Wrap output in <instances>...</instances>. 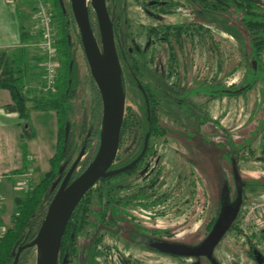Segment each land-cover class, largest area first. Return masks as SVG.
I'll return each instance as SVG.
<instances>
[{
	"label": "rangeland",
	"instance_id": "obj_1",
	"mask_svg": "<svg viewBox=\"0 0 264 264\" xmlns=\"http://www.w3.org/2000/svg\"><path fill=\"white\" fill-rule=\"evenodd\" d=\"M46 1L48 5H52V0ZM153 2H176L178 11L169 14L159 13L153 8L157 6H151ZM63 4L65 9L70 11V1L63 0ZM121 7L123 14L120 25L128 33L126 48L142 71L138 81L150 88H157L155 92L161 98L157 108L158 120L168 131L166 134L149 138L148 145L152 146L150 156L145 158L133 173L114 180L112 183L116 187L114 189L111 187L110 192L115 196L133 193L157 177L156 191L160 195L167 194L165 197L167 199L153 211L137 213L140 223L146 227L169 230L171 234L161 241L196 246L199 244L198 239L204 235L206 223L213 215L221 191L220 184L224 186L229 183L233 192L232 167L225 158H221L223 150L213 145L206 146L198 136L194 138L195 134L192 132L195 123L175 110L170 103L175 94L171 90L174 75L165 76L166 56L163 47L166 46L155 41L148 29L151 27L160 29L159 26L162 27V24L186 23L181 30H186L183 37L187 41L184 40L181 48L176 49L180 64L187 67L185 87L194 86L196 79L209 78L215 72L226 77V85L236 84L246 68L245 31L235 19L213 16L208 11L199 10L192 0H118L116 10ZM55 29L60 35L57 24ZM58 54L60 58L59 50ZM76 55L79 82L77 94L71 103L70 114L74 123L75 155L82 147L91 99L89 79L91 75L83 57L82 47L77 50ZM262 61L264 65V53ZM251 62L257 67L255 60ZM179 72L182 74L181 69ZM262 88L263 83L258 80L252 89L242 94L222 95L210 99L198 96L200 103L202 105L204 103L203 108L207 115L217 120L225 133H229L236 142L250 138L249 146L252 152L245 148L238 153L237 169L241 179L264 177V162L258 156L264 141V128L256 129V120L253 118L264 116V104L258 107ZM45 92L47 91H43ZM190 100L192 98L186 102L189 103ZM142 105L138 89L126 84L125 109L130 108L140 115ZM211 126L208 124L200 127L201 137L204 134L210 135L211 139L214 137L215 129ZM142 135L144 136L142 129L130 123L121 138L117 154L121 158L134 154L141 146ZM219 136L222 139L221 135ZM7 148L9 162L13 163L16 161V151L14 152L11 146ZM92 150L93 147L85 155L91 154ZM21 153L20 149V155ZM22 167L21 161L15 168ZM39 173L37 172V176ZM40 177L41 175L38 179L31 180V184L35 185ZM21 191L22 196L26 191L23 189ZM242 196L245 204L237 220L239 229L229 228L214 247L213 254L219 264H264V240L257 244L254 242L248 221L245 220L251 201L264 196V192L242 191ZM258 222L260 231L264 230V213ZM102 241L110 248V253L105 254L102 248L92 246L91 254L84 264H193L196 261H199V264H209L200 256L173 257L140 247L138 243L144 241L141 234L132 239L125 234L102 230ZM27 264H35L34 248Z\"/></svg>",
	"mask_w": 264,
	"mask_h": 264
},
{
	"label": "trees",
	"instance_id": "obj_2",
	"mask_svg": "<svg viewBox=\"0 0 264 264\" xmlns=\"http://www.w3.org/2000/svg\"><path fill=\"white\" fill-rule=\"evenodd\" d=\"M62 4H63V0ZM60 0H52L51 14L55 24L60 28L61 34L56 33L55 46L60 52V70L55 84V91H47L40 95H29L24 91L23 69H16L5 54H0V88H5L10 92L12 101L4 106L7 112H16L20 122V134L22 137L33 138L35 133L30 124V112L32 110L45 111L53 110L56 114L57 135L54 154L49 158V168L41 174L40 179L32 185L22 196L14 197L12 206L14 212L10 216V223L0 236V264H12L18 248L29 243L36 235L38 228L45 216L47 207L52 199L59 182L62 180L77 154H74L73 130L74 123L70 118L71 103L77 94L78 87V63L76 52L81 48V41L77 27L75 25L71 11L66 10ZM109 3L116 0H106ZM199 10L208 11L213 16L219 15L235 19L240 27L245 31L244 45L247 47L246 68L241 79L236 83L226 85V77L215 72L209 78L196 79L194 86L185 87L186 65H181L178 59L177 48H181L183 35L186 30H181L186 23L162 24V27H151L148 31L154 36L155 41L165 45V66L166 77L173 74L171 90L174 97L170 103L184 117L193 121V132L195 137L202 138L200 141L206 146L213 145L219 150H223L221 158H225L229 164L234 158L237 166L238 153L242 149L250 150V138H245L243 142H236L233 137L219 126L217 120L210 118L199 97L206 99L216 98L222 95H233L244 93L253 88L255 83L260 80L263 83L261 98L258 107L264 104V65L262 54L264 53V0H192ZM151 6L159 13L169 14L178 11V3L164 2L155 3ZM119 16L123 14V8L117 10ZM110 17L112 13L108 8ZM204 14V13H203ZM89 16L93 29L97 31V23L94 11L89 7ZM113 23V20H112ZM191 24V23H189ZM199 29V27H198ZM114 36L121 40L122 48L118 55L122 59V89L125 94V85L129 84L138 89L142 99V112L139 115L130 108L124 111V117L120 133V141L128 125L134 123L138 125L144 134L142 135L140 148L132 155L121 158L117 154L114 163L109 171L114 172L125 167L134 158L138 157L143 149L144 137L149 133V138L158 134H166L168 129L158 120L157 108L160 97L157 96L156 87L142 85L138 81L142 75L137 62L131 57L129 49L126 47L127 31L125 28L117 31L113 25ZM98 35V34H97ZM152 39V40H154ZM187 41V40H186ZM166 50V51H165ZM157 51V50H155ZM84 57V55H83ZM85 59V57H84ZM251 60L257 62L254 67ZM181 69V73L179 70ZM183 69V70H182ZM89 70V69H88ZM184 71V72H182ZM90 105L85 136L81 143L85 147V154L93 147L92 153L85 155L77 164L73 171L70 181L77 177L92 160L98 146V137L101 128L102 101L99 91L90 76ZM141 85L142 89L139 87ZM191 102H186V100ZM198 99V100H197ZM256 120V129L264 128V116L253 117ZM27 127H24V125ZM208 124L212 125L213 138L208 134L200 135V127ZM66 126L68 131L66 134ZM222 139L220 138V136ZM94 142V145H92ZM120 147V142H119ZM152 152V146L148 145L143 157L135 167L120 173H110L100 178L82 197L75 207L62 236L58 254L57 264H84L87 257L91 254L92 246L100 247L105 254L110 253V248L102 241V230L110 231L115 234H125L132 239L138 235L144 237V243L164 239L171 233L167 229L146 227L140 223L137 213L153 211L156 206L164 203L167 194L160 195L156 191L157 177L153 178L148 184L140 187L136 192L124 195H112V183L122 175H129L141 165L145 158ZM264 162V141L258 153ZM232 171V170H231ZM16 173V171L14 172ZM225 175V174H224ZM242 191L264 192V177L255 179H241ZM57 182L56 186L52 185ZM234 183V182H233ZM229 190L228 200L234 202L236 199V188L234 184L233 192L227 184ZM220 194L216 202L211 219L204 227V235L198 239V243L207 236L215 220L218 218L222 207L223 184H220ZM245 204L242 196V203L238 210L235 220L230 228L239 229L237 220L241 208ZM252 237L255 235L251 234ZM258 242L264 240V230L260 231L257 238ZM135 242V241H134ZM198 245V244H197ZM33 247L24 248L19 252L17 264H27L31 256Z\"/></svg>",
	"mask_w": 264,
	"mask_h": 264
},
{
	"label": "water",
	"instance_id": "obj_3",
	"mask_svg": "<svg viewBox=\"0 0 264 264\" xmlns=\"http://www.w3.org/2000/svg\"><path fill=\"white\" fill-rule=\"evenodd\" d=\"M69 1L83 54L102 101L98 146L89 164L77 177L70 181L73 171L85 154V147H81L68 171L59 182L36 235L29 243L18 248L12 264H17L19 252L28 247L35 249V264H57L62 236L83 195L100 178L110 173H120L131 169L143 157L148 147L149 133L145 135L143 149L134 161L114 172L109 171L118 153L125 111V94L121 79L122 68L115 45L113 23L106 0ZM89 7L95 14L97 31L92 27ZM253 66L255 67L254 62ZM139 87L142 89L140 84ZM24 127L27 125L25 124ZM67 131L68 126H66V134ZM231 167L237 193L236 199L234 202L228 200L229 190L227 185H224L221 212L200 244L188 246L158 240L149 243V248L175 256H205L210 264H218L213 255L214 247L230 228L242 203V181L234 159L231 160ZM56 184L57 182L52 185V188ZM193 264H199V261Z\"/></svg>",
	"mask_w": 264,
	"mask_h": 264
},
{
	"label": "crops",
	"instance_id": "obj_4",
	"mask_svg": "<svg viewBox=\"0 0 264 264\" xmlns=\"http://www.w3.org/2000/svg\"><path fill=\"white\" fill-rule=\"evenodd\" d=\"M39 40L32 1L0 0V54H5L16 69H23L24 91L31 96L43 93L44 70ZM11 101L10 92L0 88V225L4 227L9 225L14 212V197L22 194L16 188V180L29 173L34 181L49 168L48 159L55 150L57 135L55 112L32 110L30 124L35 135L22 137L17 113L4 110ZM8 146L16 151L13 163L9 162ZM21 161L23 167L16 169ZM37 172H40L38 176Z\"/></svg>",
	"mask_w": 264,
	"mask_h": 264
},
{
	"label": "built area",
	"instance_id": "obj_5",
	"mask_svg": "<svg viewBox=\"0 0 264 264\" xmlns=\"http://www.w3.org/2000/svg\"><path fill=\"white\" fill-rule=\"evenodd\" d=\"M33 3L34 14L37 22V28L40 34L39 47L42 52V66L44 70L43 82L41 90L53 91L60 69V59L58 50L55 46L56 33L50 7L46 0H30ZM16 188L27 191L31 187V177L28 173L26 177L16 180ZM264 213V196L258 197L251 201L248 206L245 220L250 226V234L254 236V242L257 243V238L260 234L259 218ZM6 227L0 225V236Z\"/></svg>",
	"mask_w": 264,
	"mask_h": 264
},
{
	"label": "flooded vegetation",
	"instance_id": "obj_6",
	"mask_svg": "<svg viewBox=\"0 0 264 264\" xmlns=\"http://www.w3.org/2000/svg\"><path fill=\"white\" fill-rule=\"evenodd\" d=\"M106 4H107V8H109L110 9V11H111V13H112V20H113V25H114V27H116V30L117 31H119V30H121V25H120V22H121V17L119 16V13H117V10H116V8H117V6H118V0H116V2H113V3H109V2H107L106 1ZM114 39H115V45H116V50H117V53L119 52V50H121V48H122V45H121V40L119 39V38H117L116 36H114ZM118 57H119V55H118ZM119 61H120V64L122 65V59L119 57ZM139 85V84H138ZM147 134V133H146ZM145 134V135H146ZM150 137V136H149ZM144 140H145V137H144ZM148 144H149V139H148ZM82 146V145H81ZM143 146H144V144H143ZM85 155V154H84ZM137 158V157H136ZM136 158H134V159H136ZM134 159L132 160V161H134ZM132 161H130L129 162V164L132 162ZM137 164H135L133 167H135ZM127 166V165H126ZM231 170H232V168H231ZM234 181V180H233ZM260 235V234H259ZM259 237V236H258ZM258 240V239H257ZM156 241H158V240H156ZM151 242H153V241H149L147 244L146 243H144V242H140V243H138V245L140 246V247H143V248H145V249H150L149 248V243H151ZM257 243H258V241H257ZM256 243V244H257ZM197 246V245H196ZM155 251H157V250H155ZM157 252H160V251H157ZM161 253H163V254H167V255H170V256H173V257H183V256H175V255H171V254H168V253H164V252H161ZM214 255V254H213ZM195 257V256H194ZM196 257H198V256H196ZM200 257H203L205 260H207L208 262H209V260L205 257V256H200ZM209 264H210V262H209ZM219 264V263H218Z\"/></svg>",
	"mask_w": 264,
	"mask_h": 264
}]
</instances>
